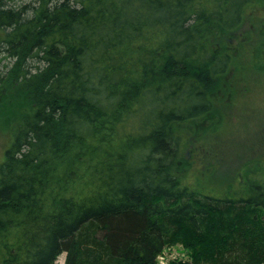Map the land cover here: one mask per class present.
I'll return each mask as SVG.
<instances>
[{"label": "trees", "instance_id": "trees-1", "mask_svg": "<svg viewBox=\"0 0 264 264\" xmlns=\"http://www.w3.org/2000/svg\"><path fill=\"white\" fill-rule=\"evenodd\" d=\"M263 26L264 0H0V264H264V161L221 190L193 165Z\"/></svg>", "mask_w": 264, "mask_h": 264}, {"label": "rangeland", "instance_id": "rangeland-1", "mask_svg": "<svg viewBox=\"0 0 264 264\" xmlns=\"http://www.w3.org/2000/svg\"><path fill=\"white\" fill-rule=\"evenodd\" d=\"M262 29L264 30V26ZM252 73L251 77L245 80L249 88L239 94L233 109L234 113L225 119L217 118L218 123L211 133H199L204 137L205 142L202 143V148L201 145L199 146V154L194 156L193 165L194 167L199 166L203 158L209 161L221 156L216 168L213 167L212 170L216 176V182H219H214L217 190L223 189L226 185L224 182L229 176H233L236 170H241L242 173L240 175L237 173V175L243 177L249 170L255 172L260 168L256 166L257 163L260 165V160L264 161V74L259 76ZM14 116V114L13 116L12 114L0 115V163L12 139L11 122L13 123ZM210 124L208 122V127ZM208 127L200 125L198 129H208ZM190 253V250L183 244L167 245L158 255L156 264L185 263L190 261ZM66 258L67 253L63 252L54 264H66Z\"/></svg>", "mask_w": 264, "mask_h": 264}]
</instances>
